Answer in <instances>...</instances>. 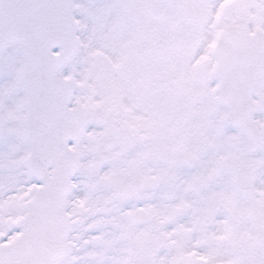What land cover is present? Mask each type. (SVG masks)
<instances>
[{
    "label": "snow or ice",
    "instance_id": "obj_1",
    "mask_svg": "<svg viewBox=\"0 0 264 264\" xmlns=\"http://www.w3.org/2000/svg\"><path fill=\"white\" fill-rule=\"evenodd\" d=\"M0 264H264V0H0Z\"/></svg>",
    "mask_w": 264,
    "mask_h": 264
}]
</instances>
